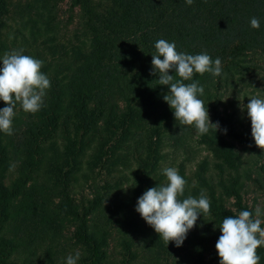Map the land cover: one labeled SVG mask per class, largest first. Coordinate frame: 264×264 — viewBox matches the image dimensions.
Returning <instances> with one entry per match:
<instances>
[{"label":"trees","instance_id":"16d2710c","mask_svg":"<svg viewBox=\"0 0 264 264\" xmlns=\"http://www.w3.org/2000/svg\"><path fill=\"white\" fill-rule=\"evenodd\" d=\"M13 1L0 0V55L7 48L1 37ZM49 2L33 0L29 8ZM70 2L79 9L87 41L61 58L53 50V62L45 63L42 51L27 52L43 61L40 70L51 87L38 112L26 113L17 104L12 135L0 132V264H59L68 251L64 239L70 226L69 249L81 253L78 264H107L115 230L122 234L121 264L136 263L139 249L156 261L173 259L166 264H209L206 253L215 248L222 219L241 210L254 213L244 199L250 176L242 174L244 160L235 142L222 131L210 130L199 141L211 151L213 162H198L194 180L184 164L179 168L187 181L179 198L198 197L203 191L210 201L209 212L198 218L183 245H166L134 210L145 190L162 183L156 172L163 146L171 140L186 147L191 131V126L175 121L162 99L168 86L158 85V76L151 74V53L155 41L165 39L175 41L177 51L219 57L221 76L194 74L193 79L204 87L200 99L225 126L227 119L215 108L221 90L251 85L253 76L264 75V0H194L191 5L184 0ZM252 17L259 18V29L250 27ZM228 134L246 151L260 149L251 129L230 127ZM85 161L92 170L135 161V178L125 175L106 184L104 192L96 191L93 200L80 205L72 187ZM14 163L17 175L7 184ZM126 181L127 204L132 206L123 210L118 205L107 213L114 193L125 202ZM256 251L259 264H264V247Z\"/></svg>","mask_w":264,"mask_h":264},{"label":"clouds","instance_id":"9594fccd","mask_svg":"<svg viewBox=\"0 0 264 264\" xmlns=\"http://www.w3.org/2000/svg\"><path fill=\"white\" fill-rule=\"evenodd\" d=\"M191 5L194 0H184ZM251 28L259 29L260 20L252 17ZM151 53V74L158 76V85L168 86L162 99L173 112L175 121L181 126H191L198 135L211 131H223L218 121L210 119L208 109L200 99L204 87L194 74L222 75L219 57L213 60L207 52L189 54L177 51L175 41L158 39ZM43 61L24 54L23 49L12 50L0 55V132L13 134V119L16 106L26 113H36L44 106V98L51 83L42 72ZM170 71L172 74H170ZM179 77V79H174ZM185 81H191L185 83ZM248 103L239 99L238 107L250 120L251 137L256 146L264 149V97L247 96ZM160 174L165 182L145 190L136 200L134 210L149 225L166 245L173 242L181 247L189 231L197 226L200 216L209 212L210 201L202 191L198 197L188 195L184 199L187 181L175 167H163ZM128 187V186H127ZM124 187V188H127ZM264 215L260 207L254 210H241L237 215L225 216L218 228L220 235L215 243L219 264H259L258 247H264ZM81 253L76 251L65 258V264H78Z\"/></svg>","mask_w":264,"mask_h":264},{"label":"rangeland","instance_id":"374dc122","mask_svg":"<svg viewBox=\"0 0 264 264\" xmlns=\"http://www.w3.org/2000/svg\"><path fill=\"white\" fill-rule=\"evenodd\" d=\"M33 0H14L11 5V12L8 17V26L5 33L2 35L3 41L6 43V50L23 49L24 54L31 51L33 54L43 52V60L45 63L53 62V50H56V56L61 58L67 52L71 54L73 47L83 45L87 41L83 26L81 23L79 9L72 7L70 0H50L49 5L43 7L41 3L36 7L29 8ZM35 31V36L32 35ZM254 83L251 85H240L236 88L221 90L219 96L215 101L216 111L227 119V124L224 126L220 122L221 129L227 128L226 136L235 142L237 149L241 152L244 163L242 167V174L246 179L247 175L250 177L246 179L244 189V199L254 210L260 207L264 213V149L260 148L258 151H246L238 140L232 138L229 134V128L247 130L251 129L250 120L246 117V110L242 113L238 107L239 99H243V103H248L249 97L259 96L264 97V75L258 73L253 76ZM210 119L213 122V110L208 109ZM223 132V131H222ZM224 133V132H223ZM190 136L186 141V147H178L173 141L168 140L163 146L161 152L163 157L159 163L156 175L162 177V183L165 182V177L160 174L163 167H175L179 173L180 164H184L185 171L188 177L194 180V172L197 169L198 162L207 158L210 163L213 162L211 151L202 143H200L198 135L194 128L191 127ZM88 157L85 158V160ZM107 165V164H106ZM97 167L90 169L85 161L81 171L78 173L77 180L73 183L72 194L75 201L80 204H88L93 200L96 191L104 192V185L113 184L125 175L129 176L132 181L134 177L133 171L137 168V163L131 161L129 166L115 165L108 169L106 167ZM16 163L10 168L5 182H10L17 175ZM128 182L123 185V192L125 193L122 203L119 198L113 194L112 200L107 202L106 212L114 213L118 205H121L123 210H128L132 204L128 203ZM127 187V188H124ZM108 208V210H107ZM264 221V215L259 217ZM264 226V224H263ZM73 227H69L66 232L64 243L68 246L63 259L59 264H64L65 258L69 254H74L69 249V237H71ZM121 232L115 230L112 232L109 243V252L107 264H121L120 260L123 258L122 246L120 245ZM140 250L136 263L134 264H166L171 263L173 259L168 261L162 257L156 261L151 254ZM216 249L213 247L206 253V259L209 264H219V257L214 256Z\"/></svg>","mask_w":264,"mask_h":264}]
</instances>
